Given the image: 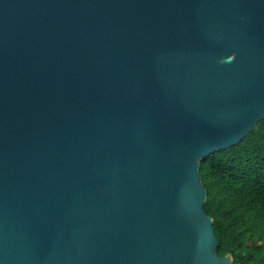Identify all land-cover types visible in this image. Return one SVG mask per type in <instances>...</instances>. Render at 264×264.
<instances>
[{
  "label": "water",
  "instance_id": "water-1",
  "mask_svg": "<svg viewBox=\"0 0 264 264\" xmlns=\"http://www.w3.org/2000/svg\"><path fill=\"white\" fill-rule=\"evenodd\" d=\"M264 119V0H0V264H233L200 162Z\"/></svg>",
  "mask_w": 264,
  "mask_h": 264
},
{
  "label": "trees",
  "instance_id": "trees-1",
  "mask_svg": "<svg viewBox=\"0 0 264 264\" xmlns=\"http://www.w3.org/2000/svg\"><path fill=\"white\" fill-rule=\"evenodd\" d=\"M220 257L264 264V119L243 141L200 162Z\"/></svg>",
  "mask_w": 264,
  "mask_h": 264
}]
</instances>
